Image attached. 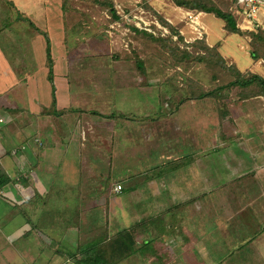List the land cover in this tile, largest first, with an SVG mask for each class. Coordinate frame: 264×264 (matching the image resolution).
Returning a JSON list of instances; mask_svg holds the SVG:
<instances>
[{"label":"rangeland","instance_id":"374dc122","mask_svg":"<svg viewBox=\"0 0 264 264\" xmlns=\"http://www.w3.org/2000/svg\"><path fill=\"white\" fill-rule=\"evenodd\" d=\"M22 1L23 4L21 3ZM47 1L46 5L50 8L47 15L44 14L42 8L41 13L39 12L38 14L37 10L40 8H35L34 10L37 11V14L35 12L32 15L29 14V19L27 20H30V26L34 21L37 24V28L41 27L46 30L48 29L47 27L51 26L49 30L55 31L53 32V38L52 36L51 38L52 40L54 39L53 42L56 45H53L54 49L51 52L53 58L58 61L56 70L63 72L65 78L62 79V86L58 82V88L64 93V96L59 101H63L68 109L72 108L74 110L73 112L68 110L59 116L32 114L22 115L21 118V116L14 117L12 113L15 114V109L11 108L5 113V118L8 121L0 123V145L9 152L5 155L4 160L10 159L15 162V159H18L20 161L18 165H13L8 170L14 184L13 187L11 186L13 194L11 195V205L0 207V212L5 215L0 218V222L8 221L7 223H10V226L7 231L10 230L11 233L10 239L2 237L3 232L0 233V264H43L49 261L51 262L49 264L61 263V261L63 264H73L72 259L75 256L76 248L81 249L83 245H90L93 242H97V246L102 247L108 243L109 239L106 238L103 229L108 227L106 232L111 233L110 236H112L117 231L126 228L131 222H134L132 218L137 213L135 207L138 208V220L142 218L140 217L141 214H153V211L150 210V212L143 213L141 207H137L136 203L140 196L134 190L133 192L129 191V186L132 184L136 185V176H139L140 173L137 172L134 177L129 178L134 179L131 181L132 183L123 182L126 185V191L116 193L113 189L110 191L109 187L112 186L111 184L114 183L113 186H115L119 182L111 180L110 186L109 184L106 186L104 184L105 181L104 183L101 182L106 174V171L103 170L106 169L102 166L103 162H98L101 165L88 163V160H97V157H99V160L102 158L106 162V158L109 160L110 156H102L105 153V149L99 152L100 146L96 147L97 151L95 152L82 148L86 129L81 125L85 124L87 127L86 123H82V119H87L86 115L89 114L93 120H98L102 126L100 128L102 134L95 141L107 139L109 137V135L106 136L108 132L113 135L115 132L114 127H116L115 135L121 134L119 129L124 126L122 121H126V119L122 120L124 118L120 116L122 111L128 110L126 113L130 114L132 109L133 112H137L140 116L148 117V120L143 121L145 123V127L143 126L145 140H147L145 151L151 152L152 148H157L161 144V156L165 157L171 147V145H168L170 140L167 138V126L164 129L162 126H159V128L156 119H158V110H164L166 115L170 108L169 97L172 96L170 90L173 88L171 82H175L182 89L185 76H190L207 86L208 90L215 89L218 85L225 86L236 79L235 68L233 69L236 65L241 70L240 77L242 79L253 75L264 78L263 41H254L251 34H244L242 30L238 34L231 32L226 27L225 22L214 14L203 11L206 13L203 16V21L209 31L206 43L210 46L214 45L220 50L225 58L223 63L218 62L215 66L210 62V66H203V64L187 61L188 64H182V66L177 64L174 66L172 65L173 56L181 57L182 54L173 44L176 43L191 52L197 50V52L203 53V51L192 46L187 48L183 37H179L178 32L175 33L174 30L168 28L167 24L165 25L166 17H168L174 22V27L183 32L187 39L192 36L185 22L178 21L174 16V4L171 3V0ZM210 1L222 10L231 12L237 0ZM17 2L26 12L29 7H32L28 0H18ZM108 3H113L116 11L120 6L123 10L122 14L128 18L137 17L139 20L137 19L135 24L140 25L143 20L147 27H150L149 25L152 22H159L162 26L167 27L170 30V34L157 29V31L154 30V35L163 39H171V43L167 41L166 45H164L162 42L148 37L145 38L135 33H129V27L124 25L122 20H114L113 17V21H111L112 14L108 10ZM39 6L40 4H38ZM43 7H45V2ZM50 11L53 15H51ZM160 15L162 16L161 18H159ZM260 27H256V30H261L264 33V30ZM12 45L11 47H16L14 40ZM254 51L259 58L252 56ZM22 56L24 57L23 54ZM44 56L45 54L43 53L41 58ZM138 59L143 62V69L137 67L136 60ZM11 64H13V61H11ZM35 67L31 68L33 73L39 71ZM141 76H146L145 80L147 83L141 81ZM171 76H173V79L170 81V85L163 83V81H166L165 79ZM110 80L113 81L112 84ZM90 87L94 88L96 94L90 92ZM4 88L5 85L0 86V102H5L12 95L13 98L11 99L24 103V94L5 93L2 92ZM111 88L113 89L110 90ZM17 92L24 93V90L20 86ZM88 92H90L89 95ZM221 92H224V96L227 95L228 99L224 103L226 105L231 101L240 103L242 100L237 98L238 96L259 94L261 93V88L256 83L246 86L231 84V86L225 87ZM177 93L180 94V92ZM178 94L173 97L178 96ZM161 100L164 101V108ZM213 105L214 103H211V106ZM16 111L20 113L21 109ZM96 111H101L107 116L116 112L117 116L110 117V119L105 117L106 120L100 121L98 117L101 116L93 114ZM225 111L223 113L226 114ZM214 112L215 115H220L219 112ZM215 115L209 114L207 120L209 122L214 121L212 118ZM57 120L62 123L58 130L56 129ZM224 121L228 133L232 132V136H234L227 142L232 139L235 141L243 139L239 135V131H241L239 128L245 129L242 121L237 118H230V121L233 122L231 123L225 117ZM105 123L111 125V128L107 127ZM165 123L168 124V121ZM234 123L236 124L233 125ZM238 123L242 124L239 126L237 125ZM73 125L79 126L74 129ZM44 126L47 127V130ZM74 130L77 133L76 138L79 139V150H76L73 147L74 145H72ZM89 130L94 132L91 126ZM193 131L194 129L190 134H194ZM252 131L254 133L257 129L253 128ZM123 133H125V130H123ZM241 134L245 136L246 130H242ZM255 134L257 137L254 135V141H252L254 144L257 141L264 142L263 132L258 131ZM159 135H163L164 138H157ZM88 141L89 144L91 138ZM120 141L119 138L115 139L117 146L114 151L117 152L118 156L113 159L115 160V163L112 164L113 168H109L112 177H118L122 180L124 172L129 167L137 168L138 164L136 165L135 163L143 158H145L142 163V165L144 164L143 167L152 166L153 162L151 161L155 159L148 157L149 154L145 156L141 154L143 149L140 146L135 149L134 155L126 156L125 150L124 154L119 156L121 152L119 149ZM49 142L51 143L48 144ZM90 147L89 145L88 148ZM210 147L214 148L215 146ZM229 147H231V144ZM32 148L40 149V152L33 153L31 152ZM226 148L219 149L216 155H218L219 151L225 149L221 153L224 155L227 152ZM174 150L176 149L174 148L171 152H174ZM249 150L247 147L244 154L248 155L246 152ZM74 153L79 156L76 157ZM27 155L31 156L30 159ZM85 156L87 157L86 162L84 161L85 158H83ZM37 157L40 160L38 167L35 166L38 161L35 159ZM208 157V166L215 173L217 168L221 167L219 165L220 162L213 161L215 158L211 154ZM223 158L225 157H221L222 162ZM71 159H77L79 163L68 161ZM77 171L81 172L85 187L84 185L80 186L79 182L76 183ZM224 171H226L225 168ZM152 172H144L145 177L141 175L142 177L139 176L138 180L148 179ZM94 175L99 176L96 179ZM18 183L20 188L17 186ZM148 183L150 185V182ZM2 199L0 197V202H3ZM92 202L99 206L94 211V213H97L94 223L93 220L88 223L90 215L87 210ZM122 206H127L130 209L128 214L125 211L126 217L123 216ZM78 208H85L86 211H78ZM130 216L131 218H129ZM132 224H135V222ZM0 230H2V227ZM167 230L165 228L163 235H166ZM138 239L141 240V236ZM165 256L169 257V253H166ZM130 261L131 263L133 262L132 260ZM150 261L151 258L144 252L142 258L136 259L137 264H151Z\"/></svg>","mask_w":264,"mask_h":264},{"label":"crops","instance_id":"0c3cea01","mask_svg":"<svg viewBox=\"0 0 264 264\" xmlns=\"http://www.w3.org/2000/svg\"><path fill=\"white\" fill-rule=\"evenodd\" d=\"M17 1L0 0V86L5 85L2 92L24 94L25 101L24 103H20L17 100L14 101L11 99L13 98L11 95L5 102H0V123L8 121L5 118V113L11 108L15 109V114L12 113L14 117L21 116L22 118V115L32 114L52 115V111L49 113L48 110L53 109L54 99V109L57 116L63 115L68 110L73 112L74 109H68L63 101H59L64 96V93L58 88V82L62 86V79L65 78L63 72L56 70L58 61L53 58L51 52L54 49L53 45H56L53 42L54 39L52 40L53 32L55 31L49 30L51 26L47 27L48 29L46 30L41 27L37 28V24L34 21L30 26V20H27L29 19V14L32 15L34 12L37 14V11L39 14L41 8L44 14L47 15L50 9L46 5L48 1L28 0L32 7H29L27 12L21 8ZM43 1L45 2V7H43ZM21 3L23 4V1ZM236 3L237 1L232 8L233 10L238 7ZM38 4H40L39 7ZM35 8L40 9L36 11L34 10ZM50 13L52 12L50 11ZM240 20L241 17H238L237 27ZM259 27L264 30V16L260 17ZM254 31L251 30V32ZM13 40L16 45L14 48L11 47L13 46ZM47 40L50 41L52 59L50 65L47 55ZM43 53L45 56L41 58ZM11 61H13V64H11ZM49 66H52L51 70ZM32 67L38 68L39 71L33 73ZM110 83H113V81L110 80ZM20 86L24 93L17 92ZM180 97H184L182 92L178 96L169 97V99L174 98V101L166 115L162 109L158 110L159 112L157 113L158 119H156V123L158 127L162 126L164 129L167 126V138L170 140L168 145H171L170 151L166 153L167 156H161V144L157 148H152L151 152L145 151L147 140H145L143 129V126L145 127L144 120H142L144 117L131 109L130 112L132 113L130 114L126 113L128 110L121 112L126 113L125 115L129 117L124 118L126 121H122L124 126L119 129L121 134L115 135L116 127H114V134L111 135L108 132L106 136L109 135V137L104 140L95 141L102 134L100 129L102 126L98 120H93L90 115H86L87 119H82V123L87 125V127L85 124L81 125L86 129L82 148L95 152L97 151L96 147L100 146L99 152L105 149V153L102 156H110L109 160L106 158V162L102 158L99 160V157H97V160H88V163L101 165L98 162H103L102 166L106 168L103 169L106 174L102 179L109 176L112 178L111 180L122 183L125 191L126 185L123 182L132 183L131 181L134 179L129 178L134 177L135 173L138 172L140 173L139 176L144 175L145 177L144 172L153 171L148 179L145 180L140 181L138 180L139 176H136V185L132 184L129 186V191L133 192L134 190L140 196L136 200L137 207L140 206L143 213L149 210L153 211V214H141L140 217L142 218L138 220V208L135 207L137 213L135 216L132 215L134 216L132 220L135 224L146 220L149 225V230L139 236H141L140 246H146L141 248V252L146 251L151 258V264H264V142L257 141L255 144L252 142L254 141V135L257 137L255 133L258 131L264 133V96H238L237 98L242 100L240 101L241 104L234 101L228 103V113L227 115L225 114V118H228L229 121L230 118H237L245 126V129L239 128L241 130L239 135L243 139L238 141L232 139L229 142L227 140L234 138V136H232V132L229 134L225 128L224 118L220 116L223 114V110L214 109L211 103L203 100H198L197 103L193 100L180 101ZM132 108L134 109V107ZM20 109V113L16 111ZM214 111L219 112L220 115H215ZM209 114L215 115L212 118L214 121L209 122L207 120ZM132 116L137 118H132L136 122L132 123ZM167 121L168 124L165 123ZM241 124L238 123L237 125L240 126ZM61 125L62 123L57 120L56 129L58 130ZM105 125L111 128L108 123H105ZM73 126L75 129L79 125ZM90 126L94 132L89 130ZM44 128L47 130L46 126ZM253 128L257 129L254 133L252 131ZM193 129L194 134H190ZM123 130H125V133H123ZM242 130H246L245 136L241 134ZM73 132L75 134L72 145H74L73 147L76 150H79L80 143L79 139L76 138V130ZM87 132L91 136L89 144L87 139L90 138L86 134ZM117 138L121 140L119 156L123 155L125 150L126 156L134 155L135 149L140 146L143 149L141 154L144 156L149 154L148 157L155 159L151 161L153 162L152 166L143 167L144 164L142 165V163L145 159L143 158L135 163L136 165L138 164V167L135 168L137 169L136 171L133 167H129L124 172L122 180L118 177H112L109 168H113L112 164L115 163L113 159L118 156L117 152L114 151L117 146L115 143ZM157 138L163 139L164 137L159 135ZM230 144L231 147H229ZM89 145L91 146L90 148H88ZM210 146L215 147L211 148ZM247 147L250 150L246 152L248 155H245ZM174 148L176 150L171 152ZM221 148H226L227 152L224 155L221 154L224 149L216 155V152ZM209 150L211 151L209 152ZM31 152L39 153L40 149L32 148ZM8 153L0 145V163L7 172L11 166L20 163L18 159H15V162L10 159L4 160L5 155ZM74 154H76V157L79 156L77 153ZM209 154L215 158L213 161L220 162L219 165L221 167L217 168L215 173L208 166ZM27 156L30 159L31 156ZM221 157H225L223 158L224 163L221 161ZM83 158H85L84 161L86 162L87 157ZM35 159L38 160L35 165L38 167L40 160L38 157ZM75 160L71 159L68 161L79 163L77 159ZM165 163H168L166 167L164 166ZM76 166L78 168L77 164ZM223 167L226 171H224ZM98 176L94 175L96 179ZM76 179V183L79 182L80 186L84 185V178L81 176V172L77 171ZM12 181L0 190V197L3 198V202H0V207L11 205V195H13L11 186L13 187L14 185ZM148 182H150V185ZM111 185L109 184L110 191L113 189L114 183ZM17 186L19 187L20 184L18 183ZM98 206L92 202L87 210L90 215L88 223L92 220L94 223L97 216L94 211ZM78 211H86V209L78 208ZM122 211L123 216L126 217L125 211L128 214L130 209L127 206H122ZM3 216H5L4 213L0 212V218H3ZM7 222H0V228L2 227L0 233L3 232L2 237L10 239V230L7 231L10 223ZM134 222H131L126 227L134 225L132 224ZM165 228L168 230L166 235H163ZM148 244H150L149 248L147 247ZM85 246L89 247L86 244L81 249L83 250ZM78 250L80 249L76 248L75 256L72 259L73 264H79L80 259L83 257ZM165 250L167 254L169 253V257L165 256ZM137 256L130 257L120 264H137L136 259L142 258L143 255L138 253ZM130 260L133 262L131 263ZM49 263L51 262L49 261L46 264ZM55 263L59 264L60 262ZM60 264H63L62 261Z\"/></svg>","mask_w":264,"mask_h":264},{"label":"trees","instance_id":"16d2710c","mask_svg":"<svg viewBox=\"0 0 264 264\" xmlns=\"http://www.w3.org/2000/svg\"><path fill=\"white\" fill-rule=\"evenodd\" d=\"M171 1H172L171 3H173L174 5L184 7L185 9L200 10L206 13L214 14L216 17L220 18L221 20L225 22L226 27L229 28L231 32L237 33V34L242 32L241 29L237 27V19L240 16L236 15L234 10H231V12H226L222 10L221 8H219L217 5H215L210 0H171ZM108 4H109L108 10L112 14L111 21H113L112 19L113 17H114V20L116 19L122 20L123 24L129 27V31H128L129 33H135L145 38L148 37L152 40L162 42L164 45H166L165 43H167V41L171 43V39L169 40L168 38L163 39L162 37H156L154 35L155 34L154 31H149L144 28L138 27L133 22L127 23L125 19L121 16V14L118 13V11H116L114 4L113 3H108ZM161 17L162 16L160 15L159 18ZM166 24L171 30H174L175 33L178 32V29L174 27L175 25L169 23L167 20L165 21V25ZM152 28L153 30L157 31V26L155 24L152 25ZM242 33L251 34V37L253 38L254 41L261 40L263 41L262 44H264V33L261 30L252 32V33L248 31H243ZM47 41H48L47 55H48V62L50 65L52 63L51 54H50V41L49 40ZM206 41L208 40L202 39V40H196L191 43H186L187 48L188 46H192V47H195V49L196 48L199 50L202 49L203 53L197 52V50L195 52H191L187 50L185 47H180L176 43L173 44V46L177 50H179L182 55L181 57H178L177 55L173 56L172 65L175 66L179 64L182 66V64H186L187 61L189 62L193 61L195 64H203V66L209 65L210 62L213 63L215 66L216 64H218V62L223 63V59L225 58L223 57L220 50L214 45L210 46L208 43H206ZM255 53L256 52L254 51L252 56L255 58L256 57L259 58V56L255 55ZM136 65L140 69H143L144 67L143 62L139 59L136 60ZM49 67L51 70L52 66H49ZM234 68H235L234 73H236L237 75L236 79L234 81H231L229 84L225 86L218 85L217 87H215V89L208 90L207 86L199 82L197 79L194 80L193 77L191 78L190 76H187V77L185 76L183 88L181 89L176 85L175 82H171V85L173 88L170 90V92L172 93V96L176 95V93L179 91L182 92V94H184V97H180L181 99L180 101L193 100L197 103L198 100H203L204 102L209 100L208 101L209 103H214L213 105L214 109L223 110V112L228 107V104L226 105L224 104L225 100L228 98H227V95L224 96L223 94L224 92H221V90H224L225 87L231 86V84H236L239 86H246L248 84L256 83V85H258L261 88V93L259 94L264 96V78L258 75H253L249 78L242 79L240 77L241 70L237 67V65L234 66L233 69ZM145 77L146 76H141V81L143 83H147L145 80ZM172 79H173V76L165 79L166 81H163V83L170 85V81ZM112 89L113 88H111L110 90ZM89 90L90 92H93L94 94H96L94 88L92 89V87H90ZM90 92H88V95L90 94ZM259 94H255V95H259ZM163 99H164V96H163ZM173 101H174V98L170 99V105L172 104ZM161 103L164 108V105H163L164 101H162ZM54 108H55V99L53 100V109L48 110V112L51 113L52 111V115L57 116L56 110ZM225 112L226 114L228 113L227 110ZM93 114L97 116H101V117H98L100 121L106 120L105 117H108L110 119V117L117 116L116 112L110 113L108 116L102 113L101 111H96ZM221 114H222V111H221ZM120 116H122L121 118H129L124 113H121ZM220 116L224 118L226 115L225 113H223ZM132 118H135V116L131 117V121H136L134 119L132 120ZM146 119L148 120V117H144L142 120H146ZM86 134L88 135L90 133L87 132ZM88 137L91 138L90 135H88ZM88 140L89 139H87V141ZM167 164L168 163H165L164 166L166 167ZM111 179L112 178L108 176L107 178L102 179L101 182L104 183L105 181L104 184L107 186V184L111 182ZM11 181H12L11 176L9 175L7 170L3 167V165L0 163V190H2L3 187L7 186ZM107 229L108 227L106 229H103V233H105L106 238L109 239L108 243L102 247V246H97L98 245L97 242H93L92 244L89 245V247L85 246V248L83 247L84 248L83 250L81 249H80L81 251L78 250L79 252H81L83 256L80 259L79 264H120L121 262L125 261L126 259L130 257H136L138 253L139 254L142 253V255H143V252L146 253V251L141 252V248L142 247L144 248L146 246L141 247L140 246L141 242L138 239L139 235H142L143 233L149 230V225L147 224L146 220L141 221L138 224H134L130 227L123 228L120 231H117L116 233H114L112 236H110L111 233L106 232ZM147 247L149 248L150 244H148Z\"/></svg>","mask_w":264,"mask_h":264},{"label":"built area","instance_id":"2783aa9c","mask_svg":"<svg viewBox=\"0 0 264 264\" xmlns=\"http://www.w3.org/2000/svg\"><path fill=\"white\" fill-rule=\"evenodd\" d=\"M236 5H238V7H236L234 11L237 15L241 17V20L238 23V27L242 31L256 30V27L258 28L260 25V17L264 16V0H237ZM173 10L175 12L174 16L176 17V19L178 21L185 22V24L188 26L190 30L189 33L192 35L190 39H187L184 33L178 30L179 35L183 37L186 43H190L202 39L208 40L209 31L207 25L203 21V16L205 15L203 11L194 10V9H185L176 5L173 6ZM117 11L118 13L121 14V16L125 19V21L127 22L130 21L128 23L133 22L135 24V21L138 19L137 17L128 18L127 16L122 14L123 10L121 9L120 6ZM166 20L169 23L175 25L174 22H172V20L169 19L168 17H166ZM153 24L157 26L158 30L166 34H170V30L168 29L169 27L167 28L165 26H162L161 24H159V22L158 23L152 22V24L149 25L150 27H147L146 23L142 20V22H140V25L138 24L135 25L149 31H154L152 28ZM112 27L114 26L112 25ZM122 188H123L122 184L120 183H117L115 186H113V190L116 193L119 192L121 193Z\"/></svg>","mask_w":264,"mask_h":264}]
</instances>
